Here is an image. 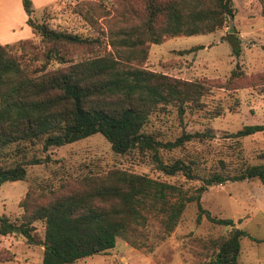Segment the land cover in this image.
Instances as JSON below:
<instances>
[{"label":"trees","instance_id":"obj_1","mask_svg":"<svg viewBox=\"0 0 264 264\" xmlns=\"http://www.w3.org/2000/svg\"><path fill=\"white\" fill-rule=\"evenodd\" d=\"M257 1L264 14V0ZM21 4L38 41L26 37L0 44V183L24 179L27 164L45 161L37 149L42 152L94 132L102 134L114 152L137 147L149 153L155 168L166 174L180 172L199 183L184 186L116 165L56 186L50 180H34L18 200L19 215L10 219L0 214V234L16 232L28 244H41L42 264H73L112 247L116 237L136 247L147 246L143 227L155 221L162 238L186 204L193 202L196 220L203 214L212 222L230 225L226 234L198 239L204 254L196 264H238L239 239L246 230L234 226L230 217L210 214L201 206L200 195L215 182L263 180L264 162L239 159L232 170L221 167L199 174L190 164L193 160L165 161L158 148L211 137L209 128L182 130L172 140L144 130L150 114L159 108L172 106L181 116L186 109L201 107L209 81H214L145 67L149 45L224 25L233 29L232 0H76L71 10L95 27L93 35L35 20L29 16L30 0ZM236 40L231 39L234 52ZM241 77L245 75L234 67L227 82L231 85ZM237 102L234 96L233 105ZM217 108L208 111L216 114ZM262 130L264 123H245L228 135L238 141ZM35 220H41L42 234L36 232ZM3 251L0 260L9 257Z\"/></svg>","mask_w":264,"mask_h":264},{"label":"rangeland","instance_id":"obj_2","mask_svg":"<svg viewBox=\"0 0 264 264\" xmlns=\"http://www.w3.org/2000/svg\"><path fill=\"white\" fill-rule=\"evenodd\" d=\"M75 1L30 0L29 16L81 35L95 34V27L83 22L71 10ZM232 5L234 13L230 22L234 24L233 29L224 25L212 32L165 37L161 42L149 45L143 64L177 77L215 81H209V91L202 97L201 107L186 109L181 116L172 106L159 108L150 114L144 126V130L161 140H172L182 130L209 128L213 132L211 137L191 138L170 149L158 148L165 161L175 157L193 160L190 164L199 174L221 167L232 170L233 163L239 159L248 163L264 162V130L243 135L238 141L228 135L242 124L264 123V14L260 12L257 0H232ZM2 7H10L12 16L0 18V43L26 37L38 41V35L26 22L27 14L21 0H0V9ZM100 25L104 28L102 23ZM232 38L237 39V52L232 50ZM234 67L245 77L229 85L227 76ZM234 96L238 98L235 105ZM216 107V114L208 111ZM36 151L46 156V160L27 164L24 179L0 183V214L4 213L10 219L19 215L18 200L29 182L34 180H50L56 186L90 171L101 172L116 165L184 186L199 183L195 178L186 179L180 172L166 174L155 168L149 153L137 147L125 153L114 152L99 132L49 146L42 152ZM200 202L210 214L230 217L234 226L246 230L247 235L239 239L238 264H264V179L248 177L212 183L201 193ZM195 214L194 203H187L176 225L162 238L157 223L149 222L142 232L150 248L136 247L116 237L112 247L77 258L73 264H196L204 254L198 239L226 234L230 225L212 222L203 214L196 220ZM33 224L36 232L42 234L41 220H35ZM0 250H4V255L9 254L8 259L0 260V264H42V245L26 243L19 233L0 234Z\"/></svg>","mask_w":264,"mask_h":264},{"label":"crops","instance_id":"obj_3","mask_svg":"<svg viewBox=\"0 0 264 264\" xmlns=\"http://www.w3.org/2000/svg\"><path fill=\"white\" fill-rule=\"evenodd\" d=\"M10 18L12 16V9L10 7L8 8H1L0 9V18L3 17V18ZM12 42V41H11ZM7 43V42H6ZM2 44V43H0Z\"/></svg>","mask_w":264,"mask_h":264}]
</instances>
